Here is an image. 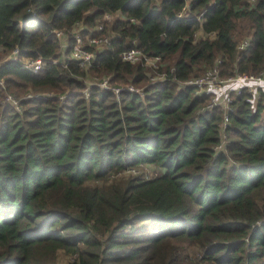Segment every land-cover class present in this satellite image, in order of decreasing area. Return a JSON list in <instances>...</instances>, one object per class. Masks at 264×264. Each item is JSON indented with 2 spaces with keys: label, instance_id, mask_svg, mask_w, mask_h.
<instances>
[{
  "label": "trees",
  "instance_id": "1",
  "mask_svg": "<svg viewBox=\"0 0 264 264\" xmlns=\"http://www.w3.org/2000/svg\"><path fill=\"white\" fill-rule=\"evenodd\" d=\"M77 33L109 39L85 43L90 67L67 58ZM132 47L162 67L122 61ZM15 49L0 64V264H264L263 106L234 96L218 150L222 109L180 85L217 60L223 78L264 75V0H0V53Z\"/></svg>",
  "mask_w": 264,
  "mask_h": 264
},
{
  "label": "built area",
  "instance_id": "2",
  "mask_svg": "<svg viewBox=\"0 0 264 264\" xmlns=\"http://www.w3.org/2000/svg\"><path fill=\"white\" fill-rule=\"evenodd\" d=\"M183 16H187V15L185 13H180L178 14L177 17L181 18ZM200 17L201 15L196 17L195 19L199 20ZM104 18L109 19L111 18V15L105 14ZM101 29H102L101 25L98 24L97 31H100ZM55 35L57 39L60 41L61 50L64 51V49L67 47V43L65 41V33L63 31L57 30L55 31ZM108 42H109V39L105 36H99V37L89 36L88 38L83 39L82 36L77 33L74 36V43H73L71 53L69 54L67 58L69 60H73L77 62L80 68L90 67L92 65L94 55L90 50H88V47L85 46V43H88L87 45L95 44L98 46L102 43L107 44ZM246 46H248V41L247 39H244L239 44L238 48L243 49ZM12 52L14 53V57L6 61L15 60L16 55H17L16 53L18 51L17 49H15ZM120 58L122 61L129 62L132 64L141 61L144 66L154 67V68L156 67V64L159 60L158 57H147L143 55L141 51L135 47L124 50L120 54ZM219 63H220V60H217L215 66L206 70L203 73V75L199 77H195V78H190L189 80L180 83L182 86H192L196 88L194 92L196 96L200 94H211L210 101L205 106V109H212L216 107H220L222 109V122L219 127V131L221 133L220 139L222 141L217 147L218 150L222 149L226 143V138H225L224 133H225L226 128L230 125L228 115L232 111L231 104H232L233 97L240 95L243 91H246L247 93L251 95V98L249 99L250 101L252 99V90H250L248 87H241L239 91H230L228 93L229 98L226 101V106H225V103L215 102V94L212 90L216 89L217 91H219L222 88H229L230 86L234 85L237 82V78H251V77L264 78V75L262 73H259L257 75L236 74L232 77L223 78L219 76V70H218ZM45 64L46 63L40 57L35 58V59H27L21 62L22 68L32 73H38L45 66ZM64 66H65V63H64ZM0 86L1 87L4 86L2 79L0 80ZM97 86L103 89H111L113 90L115 94H118L122 90V88H119V87H110L106 79H103L101 82H99ZM127 90L131 92H140L139 90H136L135 88H132V87H128ZM257 91L259 92L257 102L259 101L261 105L263 106L261 115L264 117V89H257ZM81 93L84 96V98L89 97V92L87 88L82 90ZM23 98H31V95L25 96ZM2 103L12 106L18 112L21 111L19 100L14 98L10 94L5 95V98L3 99Z\"/></svg>",
  "mask_w": 264,
  "mask_h": 264
},
{
  "label": "clouds",
  "instance_id": "3",
  "mask_svg": "<svg viewBox=\"0 0 264 264\" xmlns=\"http://www.w3.org/2000/svg\"><path fill=\"white\" fill-rule=\"evenodd\" d=\"M241 87H248L250 90H252V99L250 100V104L252 105L253 111H255L256 102L259 95L257 89H264V78H237V82L229 88H222L219 91L213 89L212 91L215 94V102L225 103L226 106V101L229 98L228 93L230 91H239Z\"/></svg>",
  "mask_w": 264,
  "mask_h": 264
},
{
  "label": "rangeland",
  "instance_id": "4",
  "mask_svg": "<svg viewBox=\"0 0 264 264\" xmlns=\"http://www.w3.org/2000/svg\"><path fill=\"white\" fill-rule=\"evenodd\" d=\"M197 33H199V31ZM200 35H201V33L199 34V36ZM13 57H14V53L13 52L5 53V54L4 53L3 54L0 53V64L2 62H4V61L8 60V59L13 58ZM162 65H163L162 63H161V65L156 64V67L155 68H157V69H154L153 71L158 70L160 67H162ZM147 74H148V76L150 78V81H152V82L161 81V80H163V78L165 76V74L155 73V72L153 73L151 71H147ZM85 83H88V79L85 80ZM141 89H143V87H141V88L138 87L136 90H139L141 92ZM28 95H30V94H27L26 96H28ZM134 173H137V171H132L131 174H134ZM62 260L63 259H60V263L62 262Z\"/></svg>",
  "mask_w": 264,
  "mask_h": 264
}]
</instances>
